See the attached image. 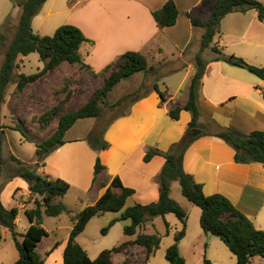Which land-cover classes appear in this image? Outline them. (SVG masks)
Segmentation results:
<instances>
[{
    "label": "crops",
    "instance_id": "obj_1",
    "mask_svg": "<svg viewBox=\"0 0 264 264\" xmlns=\"http://www.w3.org/2000/svg\"><path fill=\"white\" fill-rule=\"evenodd\" d=\"M167 1L48 0L33 19L35 32L36 26L39 31L49 28L50 33L56 32L63 25L80 28L89 40L81 46L80 53L93 74L102 72L128 51L142 53L150 66L158 65L157 85L167 94V101L162 102L159 93L152 89L135 100L127 113L110 122L102 138L109 144L108 149L98 151L92 147L87 136H74L71 131L76 124L66 133L65 144L46 158L45 166L38 172L70 184L68 193L54 201L64 203L70 213L73 212L71 204H75L79 212L95 204L115 178H119L123 186L135 190L125 208L136 204L148 205L159 200L160 186L157 178L166 164V158L157 155L150 162H145L144 157L151 149L169 152L189 129L191 112L182 110L179 119H173L169 114L176 107L185 106L188 101L189 87L196 73L195 58L205 32L203 28L193 26L189 14L193 12L197 16L207 17L216 2L173 0L179 11L178 20L174 26L161 29L152 12L161 9ZM214 46L225 54L238 56L252 65L263 67L264 22L260 21L255 10L230 13L222 20L220 33L215 37L212 47L203 52L208 63L198 104L200 123L205 127L199 128L201 133L186 150L183 168L197 183L203 185L205 195L226 196L256 228L263 229V164L237 163L234 148L223 139L210 135L209 132L214 129L211 130L213 127H209V124L213 121L222 128L232 127L242 135L264 131V80L244 68L216 61V54L212 50ZM2 123L7 126L3 114ZM98 158L105 170L94 181ZM11 178L7 185H10L9 199L2 191L0 201L7 209H19L17 230L21 223V210L27 215V210L35 208L37 196L31 194L29 184L23 178ZM113 190L118 193L121 191L120 188ZM73 191L75 197L70 201L68 198ZM121 213H116L115 219ZM46 217L44 215L43 227ZM146 224L138 229V234L144 233L142 229ZM30 226L29 220L24 232H17L22 236ZM127 237L129 239L125 242L134 240L136 235ZM10 240L13 241L12 233L0 224V253L2 245ZM56 243L58 246L53 252H64L67 243L62 244L60 241L54 242L47 251ZM18 259L17 253L11 250L9 263H4L0 257V264H13ZM260 261L259 264H264L263 258Z\"/></svg>",
    "mask_w": 264,
    "mask_h": 264
},
{
    "label": "trees",
    "instance_id": "obj_2",
    "mask_svg": "<svg viewBox=\"0 0 264 264\" xmlns=\"http://www.w3.org/2000/svg\"><path fill=\"white\" fill-rule=\"evenodd\" d=\"M47 1L23 0L18 2L22 10L18 32L6 51L0 71V180L5 166L4 144L8 129V126L2 123V110L5 103V90L10 83L14 82L18 57L38 53L40 61L44 64L43 69L35 74H19L18 80L15 82L18 92H23L27 85L37 82L46 73L60 67L63 63L80 65L91 70V67L84 63L80 53L81 46L85 42H89L80 28L74 25H63L52 36H41L34 31L33 19ZM250 10H255L260 21L264 22V1L257 0H216L213 10L207 17L197 16L193 12L189 14L193 26L203 28L205 32L201 39L200 51L195 58L196 73L189 87L188 101L185 106L176 107L169 114L173 119H179L181 111L187 110L192 113V121L182 140L174 144L169 152L164 153L151 149L144 157L145 162H150L157 155L166 158V164L157 178L160 186L159 200L148 205L136 204L125 208L127 200L135 194V190L123 186L121 180L115 178L95 204L87 206L74 217V226L64 250L63 264H113V255L123 253L129 256L131 254L129 248L132 245L144 247L146 259L149 260L160 248L161 238L156 234H138V229L154 218L165 217L167 214H175L182 223V229L176 234L175 243L167 250L166 259L170 264H186L180 253L179 245L186 235L189 215L171 197V182L173 181H178L183 196L201 209L200 225L204 233L220 238L236 257L237 264H251L255 257L264 259V230L256 228L254 223L238 210L226 196L222 194L205 195L203 185L197 183L183 168L184 154L195 140L194 129L205 127L200 123L201 111L198 104L200 88L208 63L203 57V52L212 47L215 37L220 33L221 22L226 15L233 12L246 13ZM152 14L158 26L163 29L176 24L179 11L175 2L169 0L161 9L152 12ZM212 50L216 54V61H224L244 68L264 80V66H255L243 58L225 54L215 46ZM152 70L153 68L149 65L145 55L136 51H128L102 72L95 74L108 73L105 84L97 96L79 109L69 111L59 118L54 134L36 145L38 160L35 167L18 169L14 176H20L28 182L29 190L32 195L37 196V200L35 208L27 210L31 226L22 236L16 231L19 209H7L0 201V224L10 230L15 247L19 252V259L13 264H45V260L38 253L39 244L44 237L48 236L47 230L42 225L44 215L59 217L63 213H70L68 207L61 201L54 203L56 198L63 197L68 193L70 184L63 179H52L39 173L40 166H45L46 158L65 144L66 133L79 120L97 118L101 115L99 101L107 97L119 83L138 73H147ZM153 89L159 93L162 102L167 101V94L161 91L157 84ZM59 111V107H55L45 114V117L48 118L46 126L52 123ZM209 127L214 128V131L209 132L210 135L223 139L234 148L237 163L258 162L264 166V131H254L248 135H242L232 127L222 128L213 121H210ZM12 130L19 131L24 138L28 137L26 127L22 122L17 123ZM89 142L98 151L109 147L107 142L98 137H95L93 142L90 140ZM14 159L20 165L23 163L15 156ZM104 170L105 167L98 158L95 165L94 181ZM113 188H120L121 191L115 192ZM119 212H122L121 216L113 219L107 227L102 229L103 235H107L110 228L117 222L130 220L131 224L125 227L124 233L129 237L136 235V238L123 242L113 249L104 250L97 258L92 259L78 242V237L96 216ZM167 226L169 227L168 224ZM57 246L58 243L48 250L46 255L50 256ZM205 262L211 264L208 260Z\"/></svg>",
    "mask_w": 264,
    "mask_h": 264
},
{
    "label": "rangeland",
    "instance_id": "obj_3",
    "mask_svg": "<svg viewBox=\"0 0 264 264\" xmlns=\"http://www.w3.org/2000/svg\"><path fill=\"white\" fill-rule=\"evenodd\" d=\"M19 1L0 0V71L6 51L18 32L21 13ZM36 28L37 26L35 30L41 36H52L55 33H50L49 28H45L44 31H39ZM17 64L14 82L10 83L5 90V103L2 110L8 129L4 144L5 166L0 180V194L3 191L7 198L10 189V185L8 187L7 185L10 182L9 179H13L11 176H14L21 167L30 169L35 167L38 160L36 145L54 134L58 127L59 118L63 114L79 109L97 96L108 76V73L95 75L91 70L80 65L63 63L60 67L46 73L37 82L27 85L23 92H18L15 82L18 80L19 74H35L43 69L44 64L40 61L38 53H32L28 56L20 55ZM156 67L158 65H152V71L139 73L119 83L107 97L99 101L101 115L93 119L79 120L73 127L72 134L76 137L87 136L88 140L92 142L95 137L102 139L110 122L127 113L135 100L146 95L158 83L159 76ZM119 101L121 103L118 104ZM55 107H59V114L53 118L49 126H46L45 123H47L48 118L45 117V114ZM12 122L14 125L11 124ZM19 122H22L26 127L27 138H24L19 131H12V128ZM14 156L23 163L20 165ZM171 187L173 198L184 205L183 208L189 215L187 238L179 245L180 253L186 264H206L205 260L210 261L211 264H237L236 257L220 238L211 234H204L200 225L201 209L183 197L179 182H171ZM69 196L68 200L73 201L74 191ZM7 198L6 202L9 199ZM71 205L73 212L63 213L59 217L45 218L44 227L49 232V236L41 242L38 253L46 264H63L64 252L57 250L47 256L46 251L52 247L54 242L67 243L74 226V217L79 213L75 204ZM20 216L21 223L16 231L23 233L29 218L23 210H21ZM115 216L116 213H106L93 218L86 230L79 236V243L92 259L97 258L102 251L113 249L129 239L125 235L124 229L131 224L130 220L119 221V224L110 228L107 235H103L102 229L107 227L115 219ZM181 229V222L175 214L154 218L147 222L142 231L146 234H156L161 238V246L155 254L147 260L145 248L132 245L129 248L131 253L129 256L123 253L114 254L113 264H170L166 259L167 250L175 243V236ZM261 230H264V226ZM11 250H14L19 256L12 240L2 245L0 257L4 263H9L8 256ZM261 262L260 258H255L252 264Z\"/></svg>",
    "mask_w": 264,
    "mask_h": 264
},
{
    "label": "water",
    "instance_id": "obj_4",
    "mask_svg": "<svg viewBox=\"0 0 264 264\" xmlns=\"http://www.w3.org/2000/svg\"><path fill=\"white\" fill-rule=\"evenodd\" d=\"M201 133L200 129H194V137L198 136Z\"/></svg>",
    "mask_w": 264,
    "mask_h": 264
}]
</instances>
